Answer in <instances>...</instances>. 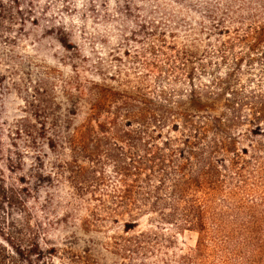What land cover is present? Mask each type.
<instances>
[{"label": "rangeland", "instance_id": "obj_1", "mask_svg": "<svg viewBox=\"0 0 264 264\" xmlns=\"http://www.w3.org/2000/svg\"><path fill=\"white\" fill-rule=\"evenodd\" d=\"M260 13L264 0H0V242L17 264H26L17 249L34 252L33 245L45 255L51 248L70 252L77 264H123L124 255L111 245L128 217L104 220L92 192L74 188V179L95 167L94 159L74 154L81 145L68 142L71 127L89 115V80L115 92L149 90L162 74L169 86L162 89L175 94L188 86L169 78L184 79L186 63L208 66L198 76L203 84L229 75L241 85L264 79V48L249 53L257 60L251 70L243 57L239 73L233 65L245 49L236 46L224 59L216 52L219 41L243 33L250 21L264 23ZM205 50L211 56L205 58ZM262 134L257 140L264 145ZM250 138L234 151L249 148ZM240 155L248 164L246 185L237 198L211 204L220 215L209 223L204 249L194 253L198 232L140 215L129 236L152 232L156 240L131 264H264V153L249 151L258 162ZM104 189L111 186L95 194Z\"/></svg>", "mask_w": 264, "mask_h": 264}, {"label": "trees", "instance_id": "obj_2", "mask_svg": "<svg viewBox=\"0 0 264 264\" xmlns=\"http://www.w3.org/2000/svg\"><path fill=\"white\" fill-rule=\"evenodd\" d=\"M248 15L250 19L257 16ZM229 32L224 30L227 35ZM219 43L217 57L223 59L236 46L245 49L233 67L236 73L244 71L241 59L246 57L245 65L251 70L257 60L249 53L264 48V23L250 21L243 33L229 35ZM73 53L78 55L80 50L74 46ZM184 53L189 55L187 51ZM203 56L211 55L205 50ZM183 67L184 79L169 80L185 83L188 88L175 94L162 89L161 85L168 86L162 82V74L149 83V90L145 86L136 91L115 92L100 79L89 80L86 87L89 115L84 124L70 130L68 142L83 147L81 153L76 150L74 154L95 160L91 171L82 172L74 179L76 192H92L105 212L104 220L118 223L119 218L128 217L111 245L124 255L123 264H131L134 255L146 254L153 246L152 232L129 236L140 215L154 214L162 223L198 232L194 253L204 249L211 232L209 223L220 215L212 210L211 204L237 198L246 185L244 172L248 164L240 154L264 153V145L257 140L264 133V79L241 85L229 75L203 84L198 76L207 71L206 64L194 67L186 63ZM261 68L260 76H263L264 66ZM103 114L106 118L100 122ZM242 126H247L245 133H237ZM208 136L210 140H206ZM249 136L254 138H250L249 148L241 153L234 151L237 142ZM232 151L236 155L225 159ZM249 156L258 162L255 155ZM107 170L111 176L105 175ZM106 185L111 189L95 194ZM252 190L249 187L244 193ZM91 214L101 220L99 214L93 211ZM33 247L34 252L16 251L26 264H54V258L78 263V257L70 252L51 248L45 255L37 245ZM0 264H17L1 242Z\"/></svg>", "mask_w": 264, "mask_h": 264}]
</instances>
